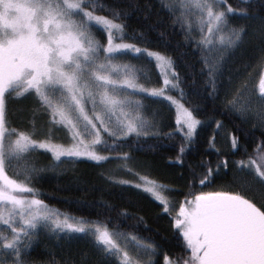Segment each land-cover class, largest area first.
Masks as SVG:
<instances>
[{
	"label": "snow or ice",
	"instance_id": "obj_1",
	"mask_svg": "<svg viewBox=\"0 0 264 264\" xmlns=\"http://www.w3.org/2000/svg\"><path fill=\"white\" fill-rule=\"evenodd\" d=\"M142 212L162 264H264V0H0V264H161Z\"/></svg>",
	"mask_w": 264,
	"mask_h": 264
},
{
	"label": "trees",
	"instance_id": "obj_2",
	"mask_svg": "<svg viewBox=\"0 0 264 264\" xmlns=\"http://www.w3.org/2000/svg\"><path fill=\"white\" fill-rule=\"evenodd\" d=\"M176 39H179V37H176ZM253 54L250 53L249 57L246 58V60H249L253 67H249L247 71L253 72L255 69V61L251 60V56ZM259 135V133H257ZM167 155H171L172 153L167 152ZM79 168L82 170V174L84 176H90L92 172V168L90 165H79ZM178 171V169H177ZM71 173H68L65 175L63 178L57 180L56 178H50L47 182L42 183L40 185H37V187L43 189L48 193L47 196H42L40 197L41 199H44L49 205L60 209L61 211H66L72 214H75L77 216L80 215H87L88 213L78 211L76 205H72L69 203H65L64 198L65 197H76V196H81V193L79 192H66V191H61L63 187L67 186L70 178H71ZM219 183V182H218ZM209 188H216V186H211ZM208 189V188H205ZM98 195V193H97ZM88 199H92V195L87 196ZM178 198L180 200L183 199V191L178 194ZM123 208H127L129 211H137V209L132 208L127 205H121ZM141 215L146 216V224L148 225L149 229H154L155 231L151 230H141L143 235H148L153 237V239L158 242L160 245H162V254L159 257L161 264L163 261V252H168L170 255L173 252L179 251L180 249L177 247V239L175 232L173 230H169V224L167 218H161L159 220L155 219L152 217L150 214L146 213H141ZM83 241H74L72 243L71 250L75 251L78 247L83 246ZM58 251L57 249H54ZM34 255L38 256V258H47V252L45 250V244H41L39 248H37L36 252Z\"/></svg>",
	"mask_w": 264,
	"mask_h": 264
},
{
	"label": "rangeland",
	"instance_id": "obj_3",
	"mask_svg": "<svg viewBox=\"0 0 264 264\" xmlns=\"http://www.w3.org/2000/svg\"><path fill=\"white\" fill-rule=\"evenodd\" d=\"M253 74H255V69L253 70ZM205 191H211V190H218L217 187L216 188H208V189H203Z\"/></svg>",
	"mask_w": 264,
	"mask_h": 264
}]
</instances>
